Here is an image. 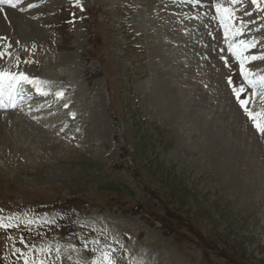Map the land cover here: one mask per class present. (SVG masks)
<instances>
[{"label": "rangeland", "instance_id": "obj_1", "mask_svg": "<svg viewBox=\"0 0 264 264\" xmlns=\"http://www.w3.org/2000/svg\"><path fill=\"white\" fill-rule=\"evenodd\" d=\"M215 1L0 4V72L69 108L0 113V264H264V135L215 7L264 56V0Z\"/></svg>", "mask_w": 264, "mask_h": 264}, {"label": "snow or ice", "instance_id": "obj_2", "mask_svg": "<svg viewBox=\"0 0 264 264\" xmlns=\"http://www.w3.org/2000/svg\"><path fill=\"white\" fill-rule=\"evenodd\" d=\"M192 2L198 3V0H192ZM252 3L260 8L262 0H252ZM0 4H9L13 8L16 7L13 0H0ZM215 7L220 25L224 29V40L228 46V52L239 62L240 75L244 78L246 84L253 89L251 97L248 99L241 98L242 94L245 92V88L243 86L239 88L233 87L232 91L240 108L243 109L245 115L248 117L249 121H251L252 126L258 133L264 135V76L253 79V73L246 68L247 63L257 59L264 60V56L245 55V52H247L248 49L255 47V41L236 40V37L241 36L243 33L241 29L234 27V13L229 8L223 7L221 4H216ZM0 12H3V9H0ZM3 55L4 53H0V56ZM39 83L41 82L29 78L24 73L14 74L0 72V96L7 94L11 97V95L18 90L20 85H38ZM229 84H232L231 79H229ZM56 95L57 97H62L63 93L58 92ZM256 97L259 98L260 104V110L258 111L249 108V104L253 103V98ZM10 220L11 218H9V221ZM11 226L12 224L10 222H0V228H7ZM104 261L106 264H116V262L110 258L107 253L104 255ZM25 264H28L27 260L25 261ZM41 264H43V262H41Z\"/></svg>", "mask_w": 264, "mask_h": 264}, {"label": "bare ground", "instance_id": "obj_3", "mask_svg": "<svg viewBox=\"0 0 264 264\" xmlns=\"http://www.w3.org/2000/svg\"><path fill=\"white\" fill-rule=\"evenodd\" d=\"M65 79V77L64 76H60V80H64ZM53 80H55V79H53ZM53 80H52V82H53ZM59 80V81H60ZM42 99H43V97H41ZM40 99V97H38V98H34L32 101H36V100H39ZM46 99V98H45ZM31 101V100H30ZM31 101V102H32ZM46 102V101H45ZM48 102H46V104H47ZM42 106H45V105H42ZM47 106V105H46ZM51 116V115H50ZM114 246H115V248H116V244H113ZM117 252H119V251H117ZM116 252V253H117Z\"/></svg>", "mask_w": 264, "mask_h": 264}]
</instances>
